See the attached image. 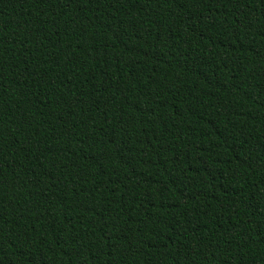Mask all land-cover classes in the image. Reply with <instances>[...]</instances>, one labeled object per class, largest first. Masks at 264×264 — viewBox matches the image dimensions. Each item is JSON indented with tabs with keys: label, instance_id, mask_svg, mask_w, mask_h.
<instances>
[{
	"label": "trees",
	"instance_id": "16d2710c",
	"mask_svg": "<svg viewBox=\"0 0 264 264\" xmlns=\"http://www.w3.org/2000/svg\"><path fill=\"white\" fill-rule=\"evenodd\" d=\"M0 264H264V0H0Z\"/></svg>",
	"mask_w": 264,
	"mask_h": 264
}]
</instances>
